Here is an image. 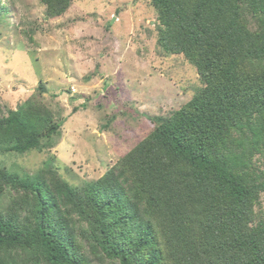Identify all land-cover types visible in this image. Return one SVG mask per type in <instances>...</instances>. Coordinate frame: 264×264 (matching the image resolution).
Instances as JSON below:
<instances>
[{"label": "trees", "instance_id": "16d2710c", "mask_svg": "<svg viewBox=\"0 0 264 264\" xmlns=\"http://www.w3.org/2000/svg\"><path fill=\"white\" fill-rule=\"evenodd\" d=\"M40 1L56 18L72 0ZM150 1L201 86L80 187L0 165V264H264V0ZM59 127L31 99L0 111V152L50 148Z\"/></svg>", "mask_w": 264, "mask_h": 264}, {"label": "rangeland", "instance_id": "374dc122", "mask_svg": "<svg viewBox=\"0 0 264 264\" xmlns=\"http://www.w3.org/2000/svg\"><path fill=\"white\" fill-rule=\"evenodd\" d=\"M150 2L72 0L48 18L40 0H0V111L31 99L60 122L52 147L0 152L1 166L20 175L52 166L80 187L151 132L143 115L166 116L192 98L196 70L160 48ZM254 160L264 171V156ZM255 210L264 218V193Z\"/></svg>", "mask_w": 264, "mask_h": 264}]
</instances>
